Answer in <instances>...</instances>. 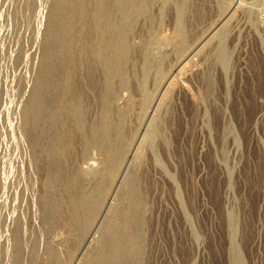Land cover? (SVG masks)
Here are the masks:
<instances>
[{
    "label": "rangeland",
    "instance_id": "obj_1",
    "mask_svg": "<svg viewBox=\"0 0 264 264\" xmlns=\"http://www.w3.org/2000/svg\"><path fill=\"white\" fill-rule=\"evenodd\" d=\"M143 1L125 17L111 4L126 53L107 78L81 53L94 32L84 0L67 66L85 99L76 117L49 38L58 0H0V264H97L114 220L124 242L127 210L139 252L120 264H264V0ZM38 81L44 105L29 125ZM72 179L96 208L69 205Z\"/></svg>",
    "mask_w": 264,
    "mask_h": 264
},
{
    "label": "bare ground",
    "instance_id": "obj_2",
    "mask_svg": "<svg viewBox=\"0 0 264 264\" xmlns=\"http://www.w3.org/2000/svg\"><path fill=\"white\" fill-rule=\"evenodd\" d=\"M86 1V0H85ZM145 1V0H144ZM143 1V2H144ZM28 2V1H27ZM117 3L116 6V12L120 14L122 17V14L128 10L131 2L130 0H93V5L91 8L93 9L92 12V19H93V29L94 32L101 36V40L99 43H97V46L93 48V38L92 35H87L86 40L84 41V45L81 48V53L85 56V58L88 60L89 58H93V61L98 60L100 62V67L104 69L106 73V77L110 78L116 73L115 63L113 60V57L122 54V56L126 53V45L124 44L123 39L120 38V28L119 24L113 25L106 23V17H108V14L111 15L113 9L111 8L112 3ZM86 3V2H85ZM87 4V3H86ZM148 4V3H147ZM131 7V6H130ZM143 7V5H142ZM141 8V7H140ZM150 8V7H148ZM84 9V0H58L56 3V8L54 13L52 14V17L50 19L49 25L51 29V33L49 32V38H55V41L57 45L59 46V52L61 61L66 68L65 71V78L63 87L65 90L66 96L70 97V101L68 106L66 107V110L71 112L72 115L81 116V103L83 102L84 95L82 93V88H78L76 81L79 79H76L72 76L70 70L67 69V66L71 63L73 58V47L80 46L81 42L84 39V25L82 23V14ZM91 10V9H90ZM24 11V10H23ZM26 11V10H25ZM129 11V10H128ZM138 12V11H137ZM147 12V11H146ZM201 12V11H200ZM30 13V12H28ZM22 14V13H21ZM24 14V12H23ZM136 14V13H135ZM90 15V14H89ZM113 17V16H112ZM201 17V16H200ZM118 18V16H117ZM197 18V17H196ZM24 19V18H23ZM30 19V18H29ZM121 19V18H120ZM87 20V19H86ZM128 20H126L127 22ZM200 21V20H199ZM23 22V21H22ZM29 22V21H28ZM92 22V21H91ZM18 24V23H17ZM21 24V23H20ZM129 24V23H128ZM125 25V23H124ZM19 26V25H18ZM115 26V27H114ZM89 27V26H88ZM92 29V28H91ZM122 29V28H121ZM88 32V31H87ZM89 33V32H88ZM126 33V32H125ZM131 33V32H130ZM99 37V36H98ZM118 38L121 39V42L118 44ZM120 41V40H119ZM50 46V45H47ZM106 47L107 56L104 55V49ZM54 49V48H53ZM136 51V50H135ZM120 56V57H122ZM50 54L47 51L46 60H50ZM133 58V57H132ZM83 60V59H82ZM90 60V59H89ZM92 60V59H91ZM258 60V59H257ZM52 62V60H51ZM90 61H88L89 63ZM49 63V62H48ZM84 63V62H83ZM91 63V62H90ZM97 63V62H96ZM84 65V64H82ZM89 65V64H88ZM86 64V66H88ZM118 65V64H117ZM128 65V64H126ZM85 66V68H86ZM93 66V65H92ZM256 66V65H255ZM57 67V66H56ZM52 66L50 67V69ZM78 68V67H77ZM84 68V69H85ZM179 68V67H178ZM86 70V69H85ZM50 70L48 69L47 73ZM56 73V72H55ZM81 75V74H80ZM77 76V77H80ZM89 75V74H88ZM92 75V74H91ZM87 76V75H86ZM85 77V76H84ZM97 77V76H96ZM86 78V77H85ZM88 78V77H87ZM98 78V77H97ZM91 80V79H90ZM89 83V88L87 86L85 87L88 92L90 91V87L94 86L93 82L90 84V81L87 80ZM96 83V81L94 82ZM82 84V83H81ZM209 84V83H208ZM83 86V84L81 85ZM134 86V84H133ZM42 88V82L38 81L35 87V92L33 94V97L30 100L29 106L26 109V115H27V123L31 125L33 122H36L35 120L39 118V113L44 105V100L42 97H40V90ZM99 88V87H98ZM110 89V86H109ZM108 89V90H109ZM84 90V88H83ZM85 90V91H86ZM99 90V89H98ZM136 90V88H135ZM255 90V89H254ZM86 93V92H85ZM95 93V92H94ZM96 94V93H95ZM97 95V94H96ZM98 97L100 94L97 95ZM92 100V98H90ZM102 100V98H101ZM86 103V102H85ZM91 106V105H90ZM87 108V107H86ZM245 108V107H244ZM95 110V108H94ZM242 111V110H241ZM245 111V109H244ZM253 112H254V106H253ZM57 113V112H56ZM81 113V114H80ZM245 113V112H244ZM249 113V112H248ZM89 114V113H88ZM105 114V113H104ZM240 114V113H239ZM65 115V114H64ZM93 115V114H92ZM106 115V114H105ZM176 115V114H175ZM247 115V114H246ZM108 116V113H107ZM130 116V115H129ZM23 117V116H22ZM56 117V116H55ZM42 118V117H41ZM64 118V117H63ZM243 118V117H242ZM247 118V117H246ZM24 119V117L22 118ZM173 119V118H172ZM21 119H19L20 121ZM40 120V119H39ZM79 120V119H78ZM24 121V120H23ZM171 121V120H170ZM241 121V119H240ZM90 124V120L88 121ZM178 122V121H177ZM176 122V123H177ZM242 123V122H241ZM247 123V121H246ZM46 124V123H44ZM36 125V124H35ZM83 125L82 118H80L79 126ZM86 125V124H85ZM107 126V125H106ZM30 127V126H29ZM37 127V126H35ZM44 127V125H43ZM82 128V127H81ZM90 128V127H89ZM172 128V127H171ZM178 128V127H177ZM83 129V128H82ZM180 129V128H179ZM87 130V129H86ZM60 131V130H59ZM89 131V130H88ZM88 131L86 134H88ZM106 129L104 130V132ZM176 131V130H175ZM61 132V131H60ZM59 132V133H60ZM85 132V131H84ZM109 132V131H108ZM180 132V131H179ZM28 133V132H27ZM35 133V132H34ZM62 133V132H61ZM90 133V131H89ZM43 135V134H42ZM127 136V135H126ZM28 138V137H27ZM42 138V136H41ZM83 138V137H82ZM89 138V137H88ZM169 138V137H168ZM71 139V138H70ZM85 140V139H84ZM98 140V139H97ZM112 140V139H111ZM178 140V139H177ZM99 142V141H98ZM75 144V143H74ZM85 144V143H84ZM82 145V144H81ZM91 145V144H90ZM68 146V145H67ZM88 146V145H87ZM38 147V146H37ZM75 147V146H74ZM65 143L63 141L62 135H57V141H56V149L58 152L64 153ZM79 148V147H78ZM30 149V148H29ZM71 149V148H70ZM69 149V150H70ZM77 149V148H76ZM103 150V149H102ZM112 150V149H111ZM78 151V150H77ZM83 151V149H82ZM70 152V151H69ZM164 152V151H163ZM71 153V152H70ZM68 154V153H66ZM179 155V154H178ZM70 156V154H69ZM258 156V155H257ZM37 157V156H36ZM68 157V156H67ZM44 158V157H43ZM80 158V157H79ZM44 160V159H43ZM73 161V160H72ZM40 162V161H39ZM259 163V162H258ZM58 164V163H57ZM77 164V163H76ZM41 167V166H40ZM61 167V166H60ZM64 167V166H63ZM69 168V167H68ZM42 169V167H41ZM64 169V168H63ZM114 169V168H113ZM212 170V169H211ZM60 171V170H59ZM69 171V170H68ZM248 171V170H247ZM18 172V171H17ZM254 173V172H253ZM258 173V172H257ZM57 174V173H56ZM55 176V175H54ZM64 176V175H63ZM246 176V175H245ZM213 180V179H212ZM213 182V181H212ZM136 184V183H135ZM215 185V184H213ZM209 186V185H208ZM211 186V185H210ZM214 187V186H213ZM83 188V187H82ZM143 188V187H142ZM211 189V188H210ZM69 193H70V206L72 208H77L79 206H82L83 201L91 202V205L93 208H96V201H97V193L93 194H83L81 197H78L76 195L78 189H77V181L75 179L70 180L69 187H68ZM215 190V188H214ZM67 191V190H66ZM82 191V190H80ZM138 190L135 188H131L129 191V200L132 206H136V204H139V196H138ZM141 191V190H139ZM144 192V191H142ZM209 192V191H208ZM251 192V191H249ZM254 193V192H253ZM250 194V193H249ZM145 199V198H144ZM244 199V198H243ZM250 199V198H249ZM83 200V201H82ZM142 200V199H141ZM252 202V201H251ZM66 203V202H65ZM64 204V202H63ZM66 205V204H65ZM143 205V203H142ZM145 205V204H144ZM68 206V205H67ZM69 206V207H70ZM252 206V205H251ZM12 207V206H11ZM130 207V206H129ZM139 207V206H138ZM13 208V207H12ZM68 208V207H67ZM89 208V207H88ZM140 208V207H139ZM142 208V207H141ZM20 210V209H19ZM47 210V209H46ZM27 211V210H26ZM123 211V210H122ZM48 212V211H47ZM137 212V210H136ZM139 212V211H138ZM144 212V211H143ZM24 213V212H23ZM48 214V213H47ZM51 214V213H50ZM66 214V213H65ZM81 214V213H80ZM139 214H137L138 216ZM250 215V214H249ZM32 216V215H31ZM73 216V215H72ZM89 216V215H87ZM137 216H134L133 211L127 210L125 211L121 216V221L119 222L121 224V230L122 234L124 235V242L122 243L120 241V237L117 236L116 227L117 221L114 220L108 227L107 232L109 235V247L106 248L105 251H102L99 253V255L96 257L97 264H120V257H122L123 254H129L132 257H135L139 252V247L137 245V238H135L133 234V225L137 220ZM148 216V215H147ZM28 217V216H27ZM78 217V216H77ZM31 218V217H30ZM87 219V218H86ZM119 219V218H118ZM144 219V218H143ZM16 220V219H15ZM81 220V219H80ZM79 220V221H80ZM139 220V219H138ZM142 220V219H141ZM249 220V219H248ZM58 221V220H57ZM250 221V220H249ZM248 221V222H249ZM65 222V221H64ZM74 222V221H73ZM116 223V224H115ZM51 224V223H50ZM119 224V226H120ZM138 224V223H137ZM141 225V224H140ZM248 225V224H247ZM30 228V227H29ZM73 229V228H72ZM80 229V228H79ZM33 230V229H32ZM15 231V230H14ZM63 231V230H62ZM9 232V231H8ZM12 233V232H11ZM57 233V232H56ZM61 233V232H60ZM149 233V232H148ZM251 233V232H250ZM14 235V234H13ZM28 235V234H27ZM81 237V236H80ZM244 238V237H243ZM16 239V238H15ZM38 239V238H37ZM34 241V240H33ZM52 241V240H51ZM101 242V241H100ZM36 243V242H35ZM106 243V242H105ZM34 244V243H33ZM101 244V243H100ZM179 246V245H178ZM72 248V247H71ZM102 248V247H101ZM32 249V248H31ZM37 249V248H36ZM105 249V248H103ZM32 251V250H31ZM30 251V252H31ZM141 251V250H140ZM179 251V250H178ZM60 253V251H58ZM24 253V252H23ZM22 254V253H21ZM37 254V253H35ZM62 254V253H61ZM186 254V253H185ZM25 256V255H24ZM27 256V255H26ZM96 256V255H95ZM129 256V257H130ZM14 257V256H13ZM131 257V258H132ZM15 260V259H14ZM93 260V259H92ZM13 262V261H12ZM35 264V263H34ZM54 264V263H53ZM153 264V263H152Z\"/></svg>",
    "mask_w": 264,
    "mask_h": 264
}]
</instances>
